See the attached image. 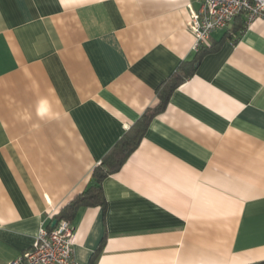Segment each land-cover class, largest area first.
Wrapping results in <instances>:
<instances>
[{
  "label": "crops",
  "instance_id": "0c3cea01",
  "mask_svg": "<svg viewBox=\"0 0 264 264\" xmlns=\"http://www.w3.org/2000/svg\"><path fill=\"white\" fill-rule=\"evenodd\" d=\"M200 6L0 0V264L54 224L195 56ZM245 20L211 34L196 74L104 180L106 207L71 220L79 264H264V17Z\"/></svg>",
  "mask_w": 264,
  "mask_h": 264
},
{
  "label": "built area",
  "instance_id": "2783aa9c",
  "mask_svg": "<svg viewBox=\"0 0 264 264\" xmlns=\"http://www.w3.org/2000/svg\"><path fill=\"white\" fill-rule=\"evenodd\" d=\"M200 3L192 12L189 27L195 36V48L206 45L211 34L228 28L238 17L245 16L246 26L264 17V0H190ZM74 227L70 220H61L51 227H42L33 246L9 264H79L74 248Z\"/></svg>",
  "mask_w": 264,
  "mask_h": 264
},
{
  "label": "trees",
  "instance_id": "16d2710c",
  "mask_svg": "<svg viewBox=\"0 0 264 264\" xmlns=\"http://www.w3.org/2000/svg\"><path fill=\"white\" fill-rule=\"evenodd\" d=\"M213 49L214 47L211 45L201 46L192 59L184 60L180 63L174 73L160 84L157 89L158 103L146 109L125 135L107 153L94 169L91 184L61 208L60 212L55 216L54 222L58 223L64 219L71 221L83 207H106L107 199L104 191V180L121 169L131 153L144 138L153 119L167 108L173 92L196 74L202 58Z\"/></svg>",
  "mask_w": 264,
  "mask_h": 264
},
{
  "label": "clouds",
  "instance_id": "9594fccd",
  "mask_svg": "<svg viewBox=\"0 0 264 264\" xmlns=\"http://www.w3.org/2000/svg\"><path fill=\"white\" fill-rule=\"evenodd\" d=\"M38 115L41 119H54L55 114L51 111L50 107L48 106V102L46 100H42L38 107ZM25 120L28 119L27 116L23 117Z\"/></svg>",
  "mask_w": 264,
  "mask_h": 264
}]
</instances>
